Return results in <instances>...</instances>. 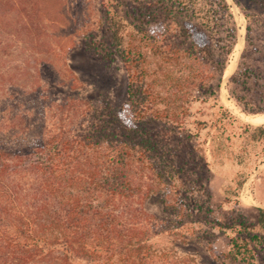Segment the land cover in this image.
Returning <instances> with one entry per match:
<instances>
[{
    "label": "trees",
    "instance_id": "trees-1",
    "mask_svg": "<svg viewBox=\"0 0 264 264\" xmlns=\"http://www.w3.org/2000/svg\"><path fill=\"white\" fill-rule=\"evenodd\" d=\"M108 2L93 23L74 18L68 26L97 58L121 62V105L71 92L55 99L50 78L27 90L21 110L0 102V264H171L184 223H197L191 239L210 238L208 164L184 154L199 135L187 107L210 99L235 120L217 101L238 38L231 6ZM254 130L264 140V126ZM153 197L162 218L148 211ZM258 213L264 232V209ZM213 228L229 239V264H257L264 237L245 216Z\"/></svg>",
    "mask_w": 264,
    "mask_h": 264
},
{
    "label": "rangeland",
    "instance_id": "rangeland-1",
    "mask_svg": "<svg viewBox=\"0 0 264 264\" xmlns=\"http://www.w3.org/2000/svg\"><path fill=\"white\" fill-rule=\"evenodd\" d=\"M107 2L0 0V102L6 104L7 110H15L17 103L18 110L24 108L23 100L32 96L27 90L38 79L46 78L53 79L56 86L58 83L57 87H48L58 100L71 92L114 106L125 101L127 74L121 62L97 58L80 45L81 32L71 33L68 26L74 18L93 23L101 14L99 6H110ZM227 2L237 27L241 19L245 32L240 36L238 30L236 44L239 42L241 47L237 51L235 44L231 56V62L237 59L236 66L229 78H223L217 101L235 120L223 118L218 105L210 99L192 101L187 107L188 127L193 132L198 129L199 135L191 139L184 154L197 159L203 156L208 164L202 183L213 210L207 217L212 225H204L210 238L191 239L188 230L190 226L197 228V223H184L177 233L184 244L178 246L177 258L171 264H229L225 258L229 239L218 235L213 226L240 214L254 225L255 233L264 237L257 223L258 209H264V202L260 204L263 207H255L259 205L257 198L264 197V140L254 130L264 126V121L253 124L244 118L264 117V0ZM234 75L237 78L231 82ZM245 125L252 128L245 131ZM241 181L244 184L239 187ZM206 196L197 199L202 202ZM147 206L154 216L165 215L157 197L151 198ZM186 237L188 240H184ZM256 262L264 264V245Z\"/></svg>",
    "mask_w": 264,
    "mask_h": 264
},
{
    "label": "bare ground",
    "instance_id": "bare-ground-1",
    "mask_svg": "<svg viewBox=\"0 0 264 264\" xmlns=\"http://www.w3.org/2000/svg\"><path fill=\"white\" fill-rule=\"evenodd\" d=\"M228 1V0H227ZM241 19H238V28H239V34H240V36H242V34L245 32V28L241 25ZM245 24V23H244ZM238 33V32H237ZM240 37H238V39H239ZM243 41V40H242ZM240 47H241V44L238 42L237 44H236V47H235V50H239L240 49ZM236 54H238V52H236ZM234 57V56H233ZM237 57V56H236ZM237 60V59H236ZM236 60L235 61H233V62H231L228 66H227V68H226V70H225V73H224V79H226V78H229L228 76L233 72V70H234V68H235V66H236ZM230 62V61H229ZM223 98V97H222ZM225 100V99H224ZM227 103V102H226ZM245 118V120L246 121H248L249 123H253V124H260L261 122H263L264 121V117H262V116H256V117H250V116H245L244 117ZM244 200L246 201V202H248V199H247V195L246 194H244Z\"/></svg>",
    "mask_w": 264,
    "mask_h": 264
},
{
    "label": "crops",
    "instance_id": "crops-1",
    "mask_svg": "<svg viewBox=\"0 0 264 264\" xmlns=\"http://www.w3.org/2000/svg\"><path fill=\"white\" fill-rule=\"evenodd\" d=\"M263 166H264V163H263ZM263 181H264V179H263ZM257 201H258L259 205L258 204L257 205L255 204V207H258V208L259 207H263L260 204L264 202V197L257 198Z\"/></svg>",
    "mask_w": 264,
    "mask_h": 264
}]
</instances>
